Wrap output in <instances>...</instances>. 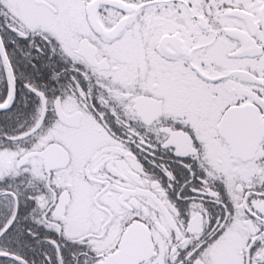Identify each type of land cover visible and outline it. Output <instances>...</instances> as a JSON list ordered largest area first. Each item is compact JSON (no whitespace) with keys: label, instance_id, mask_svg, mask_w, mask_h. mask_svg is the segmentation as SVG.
<instances>
[{"label":"snow or ice","instance_id":"obj_1","mask_svg":"<svg viewBox=\"0 0 264 264\" xmlns=\"http://www.w3.org/2000/svg\"><path fill=\"white\" fill-rule=\"evenodd\" d=\"M0 264H264V0H0Z\"/></svg>","mask_w":264,"mask_h":264}]
</instances>
